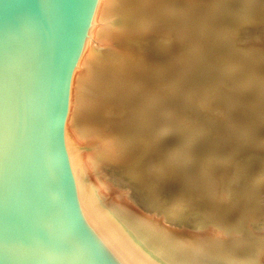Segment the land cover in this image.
Masks as SVG:
<instances>
[{"label": "rangeland", "instance_id": "1", "mask_svg": "<svg viewBox=\"0 0 264 264\" xmlns=\"http://www.w3.org/2000/svg\"><path fill=\"white\" fill-rule=\"evenodd\" d=\"M202 1V27H186L171 14L144 22L134 15L120 40L134 63L110 85L112 93L102 85L104 93L96 95L105 129L118 137L100 168L141 211L161 213L180 228L208 226L220 216L225 219L219 225L231 224L240 195L249 194L262 222L255 232L262 235L264 200L255 198V189L264 192V48L250 47L249 39L264 40V12L241 14L238 0H201L196 8ZM231 17L250 18L244 22L249 46L229 37L236 36L226 29ZM141 90L154 98L145 122L133 102Z\"/></svg>", "mask_w": 264, "mask_h": 264}, {"label": "water", "instance_id": "2", "mask_svg": "<svg viewBox=\"0 0 264 264\" xmlns=\"http://www.w3.org/2000/svg\"><path fill=\"white\" fill-rule=\"evenodd\" d=\"M99 0H0V264H244L139 219L64 121Z\"/></svg>", "mask_w": 264, "mask_h": 264}, {"label": "bare ground", "instance_id": "3", "mask_svg": "<svg viewBox=\"0 0 264 264\" xmlns=\"http://www.w3.org/2000/svg\"><path fill=\"white\" fill-rule=\"evenodd\" d=\"M200 1L201 0H99L98 1L94 13V17L91 23V27L88 33V37L85 43V47L81 52L74 67L68 101H67L66 116L64 121L67 123V125L70 127V129L77 136V138L80 140V142L83 144V146L86 148V150L90 153V155L93 157V159L96 161V163L99 166L106 159L108 160L113 156L115 147L117 146L116 142L118 141V137L114 132L111 133L105 129L102 123V119L100 118V115L97 111V107L95 109L96 100L100 96V94L104 93L102 90L103 86H105V88L109 86L111 90L110 92L112 93L114 89L110 85L113 86L117 82H120L119 80L121 78L120 75L123 74L126 71V69L131 67L128 64L132 65L134 63V61L132 60L133 58L130 55V51L125 49L124 46H121V42H120V40L127 33V31L130 30L134 15L136 14L135 17L139 18L140 20H142V22H144V21H148V19L152 16L163 17V15L165 16L166 14H171V15H167L169 19L173 18L174 21L181 20V22L186 27H189V25H191L192 27L194 26L202 27L203 26L202 23L204 21L202 22L201 20H203L204 16H201L203 12L200 10L203 8L202 5H205L206 3L202 1L200 4L201 7L199 8L197 7L198 8L197 9L196 6L200 3ZM208 1L211 2L216 0H208ZM218 1L220 3V0ZM233 2L235 3V1ZM238 2L239 4L242 3L241 4L242 9L239 8L240 9L239 12L240 13L241 11L244 12V15L247 14L245 12L248 13L250 12L251 15L253 13H254L253 15H259L258 13L264 12V0H238ZM239 4L237 3V5ZM198 10L202 12L201 15L197 14L200 13L197 12ZM261 15L263 14L261 13ZM170 16L172 17L170 18ZM260 16H257L258 20H260ZM249 19L246 17L245 18L242 17L241 19L236 21V19H232L231 17L229 18V21L226 20L227 22L230 23L229 25L233 24V26L228 25L226 28L224 25V27L228 31L230 30L234 32V34H236L235 37L229 36V37H233L232 41H234L236 45H244V46L246 45L245 42H247L248 40H245V33L247 32V30H245V27ZM212 22L214 21H211V24ZM221 27H223V25L220 26V28ZM225 28L222 29L225 30ZM225 35L223 37H225ZM228 35H231L230 32ZM214 42H216V40ZM210 43H212V41ZM249 43L251 44L250 47H253L255 49L260 48L259 50H262V47L264 48V40L253 38V40L249 39ZM222 46L225 47L224 44H222ZM229 46L230 45H228V47ZM250 47H248L249 50H252L253 48L250 49ZM235 48L237 49V47ZM235 48L233 47L234 50ZM229 50H231V48ZM234 50L232 52H234ZM239 51H241V49ZM239 51L237 52L239 53ZM254 51L257 50H253V52ZM263 51H262L263 53L262 55H264ZM227 54L228 53L224 54L225 57ZM236 55L237 54H235L234 56ZM230 59L231 58H229V60ZM130 90L132 94L135 93L136 91V89H132V87L130 88ZM96 95L98 97H96ZM133 96H134L133 98L134 104L137 103V105H139L140 116L142 120L144 122L147 121V118L149 117V115H151L149 111L151 110L150 112H152L154 108L153 96L149 98L150 97L149 92H145L144 90H141L140 95H133ZM155 114L156 113H154V115ZM116 189L120 192V194L129 204V206L133 209V211L136 213L139 219L194 235L223 250L228 251L230 254H232L234 257H236L244 264H264V234L261 235L256 233L257 231H256L255 223L256 222L260 223V222L258 218L254 217L253 215L256 214L257 208L256 205L254 204L255 199L250 197L249 194L240 195V199L238 200L240 207L238 208L236 215L233 217V220H231L233 221L231 224H227V225L223 224L224 226L222 224L219 225L218 222L222 223L223 220L225 219L222 216H220L221 218L216 219L214 222L212 221L213 223L209 224L208 226L203 225L199 227H188V228L187 227L184 228L181 226L182 228H180V225L178 226L176 224L170 223L169 220L166 219L161 213L158 212L155 213V211L146 213L141 211V209H139L136 205H134L122 191H120L118 188ZM255 190H256L255 198L257 199V197L261 195L262 199L264 200L263 190L261 189H255ZM246 217L247 218L249 217V219H246L248 220L247 222H245L244 220ZM242 221L244 223H242ZM236 224H241V227L235 229L234 226ZM225 227L231 228V230L228 231L225 229Z\"/></svg>", "mask_w": 264, "mask_h": 264}]
</instances>
